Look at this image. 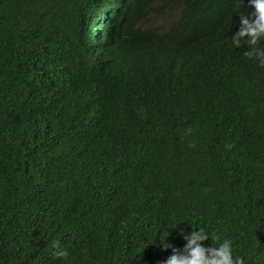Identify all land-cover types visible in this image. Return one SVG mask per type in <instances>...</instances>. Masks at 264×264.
<instances>
[{
	"label": "trees",
	"instance_id": "obj_1",
	"mask_svg": "<svg viewBox=\"0 0 264 264\" xmlns=\"http://www.w3.org/2000/svg\"><path fill=\"white\" fill-rule=\"evenodd\" d=\"M115 2L0 0V264H160L189 223L264 264L247 0Z\"/></svg>",
	"mask_w": 264,
	"mask_h": 264
},
{
	"label": "clouds",
	"instance_id": "obj_2",
	"mask_svg": "<svg viewBox=\"0 0 264 264\" xmlns=\"http://www.w3.org/2000/svg\"><path fill=\"white\" fill-rule=\"evenodd\" d=\"M125 0H116L111 11L116 12V21L123 18L122 10ZM247 6L252 9L249 14H239V27L232 34L231 44L239 47L244 41L248 47L243 55L247 59H254L258 66L264 67V47L258 46L264 42V0H247ZM181 222V221H180ZM175 223L173 226L177 225ZM190 230L181 229L180 236L184 243L180 248L165 242V235L160 239L163 248H170L171 254L160 264H245L244 258L233 254L232 241L228 238L221 239L213 231L202 226H193L189 223ZM210 240L209 245L203 242ZM53 259H66L67 250L58 240L51 243Z\"/></svg>",
	"mask_w": 264,
	"mask_h": 264
}]
</instances>
